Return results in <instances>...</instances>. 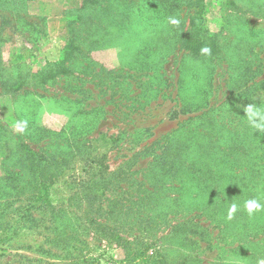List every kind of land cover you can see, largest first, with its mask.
<instances>
[{"label": "rangeland", "instance_id": "rangeland-1", "mask_svg": "<svg viewBox=\"0 0 264 264\" xmlns=\"http://www.w3.org/2000/svg\"><path fill=\"white\" fill-rule=\"evenodd\" d=\"M81 3L0 0V264L264 261V211L228 219L212 192L146 178L197 143L264 203L245 112H264V0H102L111 16L71 25ZM23 149L53 164L40 191L16 178Z\"/></svg>", "mask_w": 264, "mask_h": 264}, {"label": "trees", "instance_id": "trees-1", "mask_svg": "<svg viewBox=\"0 0 264 264\" xmlns=\"http://www.w3.org/2000/svg\"><path fill=\"white\" fill-rule=\"evenodd\" d=\"M101 1L102 0H82L80 7L74 8L73 10L76 11V18L79 17V19H68V22L71 25H74L72 23L76 21H79L78 23L82 24L83 22L93 20L97 15L100 16L98 18H101V21L104 20L102 15H104V17L105 15L107 17L109 15L111 16V13L105 12V7L101 6ZM98 22H100V19ZM77 32V30L72 31V33ZM84 37L86 36L83 34L82 38ZM177 131L178 130H175L172 133L171 140L174 139V134L177 133ZM23 152L27 157V164L24 165L26 169L16 172V178L21 184H34V186H36L40 191L45 188L56 176L55 170H53L52 167L53 164L48 161L43 162L40 158H37L36 152L31 149H26V151L23 149ZM217 159L218 154L214 148L209 151L202 150L198 147L197 143L194 145L189 143L182 148L178 147L172 150H165L161 154L157 155L150 164L148 173L146 174L147 182L150 187H154L160 182L161 178H167V174L170 173L168 175H172L173 180L178 182L179 187L189 185L196 187L197 191H208L212 192L213 195H216V200L220 203V205L216 207H223V210L221 208L219 209L222 210V213L225 216L228 217V208L232 203H235L238 206L236 213L240 216L242 215V218H245L243 216L248 214L244 209V202L255 197V195H251V188L253 184L248 182L241 186V182L237 180L223 179L219 172ZM163 162L166 163V166L162 165ZM27 173L29 178H25ZM153 176L157 178L153 179ZM39 191L37 196L40 195ZM153 191L150 189L146 190L148 195H152L154 193ZM219 191L221 194L228 195L218 196ZM237 192H246L245 194H248L236 195L235 198L229 200L230 194H237ZM255 199H258L261 203H263V201H261L258 197ZM40 200H47V196L43 193Z\"/></svg>", "mask_w": 264, "mask_h": 264}, {"label": "clouds", "instance_id": "clouds-1", "mask_svg": "<svg viewBox=\"0 0 264 264\" xmlns=\"http://www.w3.org/2000/svg\"><path fill=\"white\" fill-rule=\"evenodd\" d=\"M169 22L173 25H177L180 23V21L175 18H170ZM201 52L202 54H210V49L204 47L201 49ZM245 112L251 126L257 130L264 131V112L252 105L247 106L245 108ZM16 127L20 132H23L27 127V121L16 122ZM244 209L249 216H253L255 213L264 211V203H261L258 199L255 198L248 199L244 202ZM237 210V204L232 203L228 208V219H232ZM259 264H264V261H260Z\"/></svg>", "mask_w": 264, "mask_h": 264}]
</instances>
